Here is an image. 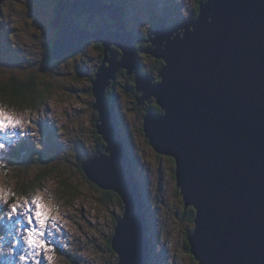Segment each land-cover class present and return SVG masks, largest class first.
<instances>
[{
    "label": "water",
    "instance_id": "obj_1",
    "mask_svg": "<svg viewBox=\"0 0 264 264\" xmlns=\"http://www.w3.org/2000/svg\"><path fill=\"white\" fill-rule=\"evenodd\" d=\"M111 6L98 0H60L50 59L72 55L89 39L103 46L91 90L105 154L87 160L82 171L122 203L111 240L118 264H148L149 228L141 188L132 177L133 165L114 114L103 100L116 72L125 69L128 76L140 62L133 37L123 32L122 7ZM105 10L116 20L115 32L95 37L74 28V16L86 14L90 24ZM186 22L169 33L153 29L155 40L148 42L155 49L142 52L164 62L159 83L152 85L148 77L135 82V92H142L139 101L153 98L162 111L143 119L144 137L157 155L174 161L183 206L194 211L187 238L193 260L264 264V0H206L197 18ZM177 30L182 34L176 36ZM112 46L122 52L118 62Z\"/></svg>",
    "mask_w": 264,
    "mask_h": 264
},
{
    "label": "rangeland",
    "instance_id": "obj_2",
    "mask_svg": "<svg viewBox=\"0 0 264 264\" xmlns=\"http://www.w3.org/2000/svg\"><path fill=\"white\" fill-rule=\"evenodd\" d=\"M98 1L102 4H114L112 2L117 1L119 6L126 5L125 30L134 35L137 33L142 39L146 36V41L151 40L152 37H147V33L138 32H143L147 28L153 31L162 23L166 25L167 31L176 28L181 22L191 20L193 8L197 5V0ZM65 2L66 0H61L62 4ZM59 4L60 0L0 2L1 62L5 50L8 51L6 52L8 60L1 64V67L7 70L0 72V80L5 81L10 75L18 76L17 73L22 74L21 69H24L28 77H31L33 72L27 70H37L35 78L40 79L39 84L40 82L43 84V80H51L54 83L51 93L44 90L37 99L38 103V100H44L50 93L38 109L18 112L14 108L6 109L3 106L13 120H20L21 123L17 126L16 137L0 135V143L5 145L3 148L5 153L3 154V149H0V153L3 156L7 155L11 148L13 153H16L24 145L33 148V155L38 158L41 151L36 150H44L41 161L45 160L60 169L70 171L75 182L73 183L75 190L72 189L73 187H67L68 195H66L62 194L56 178H49L26 199H17L16 204L13 205L17 208V212L11 213L13 206L10 204V199L16 192V182L0 178V264H35L36 260H40L41 264H115L117 262L111 240L115 221L123 214V208L116 199L100 200L99 192L104 190L96 191L89 180L83 178L84 171L82 167L76 168L77 164L71 154L75 151L80 159L85 157L89 159L95 152L96 143L100 142L95 135L98 112L96 108L92 109L96 99L91 90V82L95 81L94 75L102 63L99 56L101 50L93 41H82L80 47H83L80 51L76 50L77 53L73 52L72 55L55 59L61 63V67L57 68L62 71L55 74L56 70L53 69V72L50 71L53 75L50 76L48 67H45L41 59L46 55L45 53L50 57L53 42L56 40V30L52 26L57 18L58 10L56 9ZM43 15L44 21L41 22L40 18ZM86 16L88 15L74 16L73 19L83 23L87 21ZM103 17L113 27L114 21L109 20L105 13L102 16L94 15L90 24L95 26L99 23V18L102 21ZM75 21H72L74 28H76ZM181 32L182 30H177L176 36ZM173 38L175 33L168 39L173 41ZM152 39L155 40L154 37ZM144 45L146 47H143V50H141L142 47L138 48L139 58L144 71L150 72L149 76L155 81L158 79L159 70L156 63H161V60L142 53L149 48L155 49L149 42ZM50 47L51 51L48 49ZM83 48L85 49L82 52ZM112 49L115 51L114 47ZM117 55L118 62L121 57L119 53ZM31 61L35 62L34 67L38 65L42 68L43 66V69L28 66L27 64ZM125 72H127L125 69H119L112 80L116 85L109 84L106 87L107 91L112 90L108 94L113 100H110L108 105L118 110L115 111L121 137L129 140L128 155L136 162V165L132 166L133 175L140 187H143L141 193L142 201L145 203L146 212L144 213L149 223L148 235L154 246L148 264H197L186 251L184 239L189 226L193 228V223L191 225V222L181 219L183 201L176 188L174 161L167 156L157 155L144 137L143 119L152 112L150 105L153 104L154 99L139 101V98H142V92H135V77L133 73L126 76ZM104 96L109 101L108 97ZM105 98L103 97V100ZM136 98L141 103L138 106ZM96 125L98 126L99 123ZM71 148L74 149L71 150ZM2 159L5 158L2 157ZM13 161L15 165L22 164V160L18 158H14ZM39 161L40 159H35V162ZM37 169L38 166H33L26 171L33 175ZM63 176L67 175L63 174ZM34 178L35 175L31 176L30 180ZM70 190H72L71 193ZM33 200H37L42 205L39 211L42 212L43 217L47 218L43 227L36 223L37 218L34 213L37 208L36 204L32 203ZM28 215L33 216L31 225L27 223ZM33 227L38 228V232L45 233L43 237L39 236L38 232L34 234L37 242L34 249L26 243L29 238L26 229ZM49 232H51L50 236ZM41 241L47 242V247H40Z\"/></svg>",
    "mask_w": 264,
    "mask_h": 264
},
{
    "label": "trees",
    "instance_id": "obj_3",
    "mask_svg": "<svg viewBox=\"0 0 264 264\" xmlns=\"http://www.w3.org/2000/svg\"><path fill=\"white\" fill-rule=\"evenodd\" d=\"M118 2H120V1H118ZM205 2H206V0H197L196 1L197 5L194 6V8H193L192 16L190 17L191 20L189 22H192L195 18H197L198 14H199V7H200L201 4H203ZM112 3H114L113 5H116L117 7H119V4L117 3V1L116 2L113 1ZM120 7H122L123 11H125V9L127 10V6L126 5L124 6V5L121 4ZM49 16H51V15H49ZM86 19H87V16H86ZM40 20H41V22L44 21V15L40 18ZM73 21H75V19ZM185 22H186V20H185ZM111 23H113V22H111ZM75 26L81 32L88 33L90 36L91 35H96V34H98V32H105V31L112 32V30H113L112 26L109 25V21L106 18H104V17H103L102 21H101V18H99V23H96L95 26L93 24H88L86 20L83 21V23H82V21H77L76 20L75 21ZM123 29L128 34V32L125 30V25L123 26ZM155 29H157V27H155ZM42 30H43V28H42ZM138 33H145V34L147 33L146 34L147 37H149V38L152 37V29L150 30V28H147V30H145L143 32H138ZM129 34H131V36L133 37V47L135 49H138L139 47H142L141 50H143L144 49L143 47H146L144 45L146 43V36L142 39L141 37H139L137 35V33H135V35H134L132 32H130ZM180 34H182V32ZM102 48H100L101 51L99 53L100 60H102L103 57H104V50ZM48 49L51 51V47L48 48ZM84 49L85 48H83L82 52L84 51ZM111 51L114 52V49L111 48ZM115 51H116V49H115ZM6 52H8V51L5 50L4 58L2 57V62L0 60V72L1 71L5 72L7 70L6 68L1 67V64L5 60L6 61L8 60L6 58ZM116 52L118 53V51H116ZM45 54L46 55L42 56L41 60H42L43 64L45 65V67H48L49 73H50V71L53 72L52 71L53 69L56 70V71H54L55 74L58 73L59 71H62V69L58 70V68H57V67H61V63L59 61H55V59L51 60L49 55L47 53H45ZM14 61H16V60H14ZM8 64H9V62H8ZM27 65L32 67V68H36V69L40 68L38 65L36 67H34V65H35L34 61L33 62L32 61L29 62V64H27ZM162 68H163V64H162L161 69L158 70V73L162 70ZM40 69H43V66ZM140 70H142V72H145L144 68H143V65L140 67ZM21 71H23V73L22 74L21 73H17V74H19L18 76L10 75V76H8V78L5 81L0 80V106H4L6 109L14 108L16 111L21 110V109L35 110V109L39 108L42 103H44L45 99L48 98V96L52 92L54 83L51 80H49V81H44L43 80V84L41 82L39 84L38 81H40V79L37 80L35 78V73H38L37 70H27V71L33 72L31 77L26 76L27 72L24 69H21ZM10 72H12V71H10ZM12 73H15V72L13 71ZM147 73L149 75L151 74L150 72H147ZM51 75H53V74L50 73V76ZM94 77H95V75H94ZM159 81H160V79L158 78L155 81H153V84H156ZM114 82L115 81H111L110 80V86H115L116 84H114ZM44 90H46L48 92L50 91V93L48 94L47 98H44V100H42V101L38 100V103H37V99L40 97V95L42 94V91H44ZM111 91L112 90L107 91V88H106L105 91H104V95H106L108 97L109 101L105 98V96H104V98H105V101H107V103H106L107 104V109H108L109 112H113L114 117H115V119L117 121L118 130L120 131L119 122H118L117 117H116V111L114 112V110L112 108V105H108V102H110V100H113L111 95L108 94ZM30 105H31V107H29ZM152 107H154V108H152ZM150 108L152 109L151 111L156 113V114H161L162 113L161 109L157 106L155 100H154L153 104L150 105ZM143 118H144V116H143ZM97 119H98V117H97ZM95 135H96L97 140H99L100 142L96 143L95 152H94L93 155H91L89 157V159H93L94 157H98L101 154H103L104 150H105V147H106L104 141L99 136V134L96 132ZM123 141H124V144H125V146L127 148L129 146L128 145L129 140L128 139L127 140L123 139ZM73 149L74 148H71V150H73ZM33 152H34L33 148H28L27 146H22V148H20V150H18L16 153L12 154L13 156H12L10 165L3 166L0 169V177H3L4 179H9V181L12 180V181L16 182V184H15L16 192L13 194V196L11 198V201H12L11 203L12 204H14L15 200H13V199L15 197L20 199V198L26 197L29 194H32L33 191H36V189L38 187H40L41 185H43L44 182L47 179H49V178H52V179L56 178V180L59 183L60 189L62 190V194L68 195L66 193L67 192V187H73L72 189L75 190V187L73 185V183H75V182H74V179H73V175L70 174V171L65 170V169H60L59 167L55 166L54 164H49L45 160L41 161V158H42V156L45 153L44 150L40 152V155L38 154L39 157H38V155H36L38 158H35V155H33ZM127 153H128V149H127ZM71 154L74 157V160H75V162L77 164L76 168L77 167L81 168L83 166L85 160L88 159L86 157L80 159V157H78L76 155L75 151L71 152ZM66 157L68 158L67 155H66ZM14 158H18V159L22 160V164L15 165L14 164L15 162L13 161ZM35 159L36 160L40 159V161L39 162H35ZM130 159H131V161L133 163V166H135L136 165L135 160L133 158H130ZM71 161H73V160H71ZM32 162H33V164H30ZM40 163H42V164H40ZM33 166H35V167L38 166V169H37L36 173L33 174V175H35V178L30 180V177L33 176V175L32 174H28L26 170L28 168H30V167H33ZM63 174H66L67 176H63ZM83 178L89 180L86 177V175H83ZM89 182L92 184V182L90 180H89ZM62 187H64V188H62ZM94 188L96 189V191L99 192V190H100L99 188H96V186H94ZM64 190H65V192H64ZM71 192H72V190H70V193ZM99 193L101 195L100 196V200L108 201V200L116 199V202H118L119 205L123 208L122 203L120 201V198L114 192H112V191L101 192L100 191ZM72 194H74V193H72ZM144 209H145V203H144V207H143V212L145 211ZM180 215H181V219L185 220L186 222H191V225H192L193 220H194V211H193V209L191 207L185 209L184 206H183V202H182V208H181ZM115 222H117V221H115ZM148 225H149V223H148ZM192 229H193L192 226H189V228L187 229L188 232L186 233L185 239H184L185 246H186V251H187L188 255H190V254H189V248H188V244H187V238L190 235V233L192 232ZM149 240H150V242H149L148 262L150 261L151 251L153 250V247H154L152 245L150 237H149ZM115 264H118V258H117V262Z\"/></svg>",
    "mask_w": 264,
    "mask_h": 264
},
{
    "label": "snow or ice",
    "instance_id": "obj_4",
    "mask_svg": "<svg viewBox=\"0 0 264 264\" xmlns=\"http://www.w3.org/2000/svg\"><path fill=\"white\" fill-rule=\"evenodd\" d=\"M21 123L20 120H13L12 116L9 115L5 108L3 106H0V135H8L11 137H16L18 132H17V126ZM31 123V121H29ZM5 147L4 144L0 143V149H3ZM33 204H36L37 211L34 213V216L37 218L36 223L38 226L43 227L46 224V217H43V214L39 209L42 207L41 204L37 202V200L32 201ZM17 208L15 206L12 207L11 213H16ZM29 212H31V209H29ZM11 213L9 214L11 216ZM43 217V218H42ZM27 223L29 225L33 224V216L28 215L27 216ZM28 232V239L26 243L29 245L31 248H35L37 246L36 239L34 237V234L38 232V228L33 227L26 229ZM39 236L43 237L45 235L44 232H38ZM48 235H51V232L48 233ZM40 247H47V242L41 241ZM21 259H24V257H21ZM35 264H41L40 260H36Z\"/></svg>",
    "mask_w": 264,
    "mask_h": 264
},
{
    "label": "clouds",
    "instance_id": "obj_5",
    "mask_svg": "<svg viewBox=\"0 0 264 264\" xmlns=\"http://www.w3.org/2000/svg\"><path fill=\"white\" fill-rule=\"evenodd\" d=\"M110 5H111V4H110ZM114 6L117 7L116 5H114ZM186 21H188V19H187ZM184 22H185V21H184ZM188 22H189V21H188ZM164 29H165V31H167L165 27H164ZM174 29H176V28L174 27ZM154 30H157V31H158L159 29L157 28V29H154ZM172 30H173V29H171V30L169 29V31H167V33L171 32ZM123 32H124L125 34H127V33L124 31V29H123ZM121 34H122V30H121ZM128 34H129V32H128ZM179 35H180V34H179ZM153 37H154V35L152 34V38H153ZM146 43H147V42H146ZM114 54H116V52H114ZM139 54H140L139 51H137V55H138V57H139ZM107 55H108V57H109V53H108ZM148 55H149V54H148ZM121 56H122V53H121ZM121 56H120V57H121ZM153 58H154V57H153ZM154 59H155V58H154ZM116 60H117V59H116ZM139 60H140V58H139ZM156 60H158V59H156ZM161 61H162V60H161ZM140 62H141V61H140ZM162 62H163V61H162ZM163 67H164V62H163ZM162 69H163V68H162ZM158 78L160 79V77H158ZM153 81H154V80H153ZM159 82H160V81H159ZM159 82H158V83H159ZM156 84H157V83H156ZM153 85H155V84H153ZM174 172H175V170H174ZM140 188H141V187H140ZM178 191H179V190H178ZM141 192H142V190H141Z\"/></svg>",
    "mask_w": 264,
    "mask_h": 264
},
{
    "label": "flooded vegetation",
    "instance_id": "obj_6",
    "mask_svg": "<svg viewBox=\"0 0 264 264\" xmlns=\"http://www.w3.org/2000/svg\"><path fill=\"white\" fill-rule=\"evenodd\" d=\"M104 15V14H103ZM105 15H107L108 16V14L105 12ZM108 19L110 20V18H109V16H108ZM98 46L101 48V45H99L98 44ZM118 53H120V56H121V52L120 51H118ZM115 58L116 59H118V55H117V53L115 54ZM161 63H156V64H158V67H159V69H161V67H162V64H163V62L162 61H160ZM131 85V84H130Z\"/></svg>",
    "mask_w": 264,
    "mask_h": 264
},
{
    "label": "bare ground",
    "instance_id": "obj_7",
    "mask_svg": "<svg viewBox=\"0 0 264 264\" xmlns=\"http://www.w3.org/2000/svg\"><path fill=\"white\" fill-rule=\"evenodd\" d=\"M120 7V6H119ZM119 7H117V8H119ZM82 14H80V16H81ZM55 30H56V32L58 31V29L57 28H54ZM55 32V33H56ZM56 40H57V38H56ZM157 40V39H156ZM81 49V47H79V49H78V51ZM77 53V52H76ZM106 108H107V104H106V106H105ZM97 121V120H96ZM131 158V157H130ZM134 172V171H133ZM132 177H134L135 178V176L133 175V173H132ZM141 188H143V187H141ZM144 196V195H143ZM148 237H149V235H148Z\"/></svg>",
    "mask_w": 264,
    "mask_h": 264
}]
</instances>
